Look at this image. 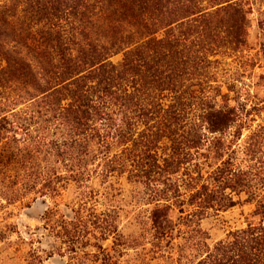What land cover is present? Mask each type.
Instances as JSON below:
<instances>
[{"label": "rangeland", "instance_id": "obj_1", "mask_svg": "<svg viewBox=\"0 0 264 264\" xmlns=\"http://www.w3.org/2000/svg\"><path fill=\"white\" fill-rule=\"evenodd\" d=\"M0 264H264V0H0Z\"/></svg>", "mask_w": 264, "mask_h": 264}]
</instances>
